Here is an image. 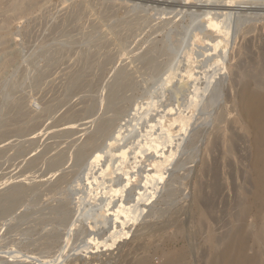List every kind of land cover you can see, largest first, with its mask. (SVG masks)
I'll list each match as a JSON object with an SVG mask.
<instances>
[{"label":"rangeland","instance_id":"obj_1","mask_svg":"<svg viewBox=\"0 0 264 264\" xmlns=\"http://www.w3.org/2000/svg\"><path fill=\"white\" fill-rule=\"evenodd\" d=\"M183 1L186 2L0 0V29L5 26L0 30V264H52L53 260H59L69 238L72 243L68 250L73 255L66 264H142L144 261L162 264L170 254L175 256L183 251L189 255L187 264H210L208 261L218 258L222 250L220 246L217 251L214 249L217 240L240 226L250 233L243 244L244 254L250 261L259 259L264 264V240L260 237L264 232L261 223L264 195L254 199L255 191L261 186L256 181L253 164L256 138L249 127L252 117L244 112L255 86L264 88L257 85L260 78L264 82V21L247 22L237 34L231 29L227 40L213 36L209 43L218 47L230 43L226 82L222 87L214 86L207 101L195 112L187 111L194 88L188 90L192 88L190 84H179L180 76L184 75L179 71L178 83L176 80L175 84L167 83L168 69L184 71L188 58L199 59L200 54H206L204 49L209 48L198 38L202 21L199 16L206 9L182 7ZM250 1L241 2L244 5L241 14L264 13L251 10L264 9L263 0H257L259 6L263 5L260 7L255 0ZM190 31L197 37L195 41L189 36ZM174 43L180 44L177 47ZM213 63L211 60L206 65ZM249 74L257 80L250 81L254 78ZM244 79L250 81L245 80L248 85L252 82L250 89L247 84V89L243 86ZM178 85L185 87L181 91ZM161 90H166L163 96ZM169 115L175 118L172 120ZM180 115L191 122V134L175 155L163 189L145 218L122 239L123 244L105 252V257L97 254L91 260L79 256L82 243L110 235L108 229L99 228L100 231L97 225L113 189L102 187L97 176L101 177L102 170L108 168L107 164L122 147L133 152L143 146L145 136L148 138L153 131L152 126L157 133L161 132L159 135L165 133L166 128L160 124L162 118L176 121H171L175 123L171 129L179 128L172 129L178 130L176 135L170 132L177 137L183 118ZM135 126L145 136L132 128ZM128 135L131 137L127 138ZM106 151L111 154L114 151L112 157ZM168 152L167 157L171 150ZM149 170L142 172L140 182L131 183L128 194H124L129 207L144 193L146 180L155 172ZM119 183L114 187L121 191L123 187H118ZM88 194L91 196L84 203ZM245 210L247 216L239 219ZM175 223L181 226V231L177 232Z\"/></svg>","mask_w":264,"mask_h":264},{"label":"bare ground","instance_id":"obj_2","mask_svg":"<svg viewBox=\"0 0 264 264\" xmlns=\"http://www.w3.org/2000/svg\"><path fill=\"white\" fill-rule=\"evenodd\" d=\"M85 1V0H84ZM167 1V0H166ZM172 1V0H171ZM174 1V0H173ZM176 1V0H175ZM179 1V0H178ZM220 1V0H219ZM223 1V0H222ZM218 2L217 0H196V1H192V0H186L183 1L185 2L184 5H181L182 7H187V8H197V9H206L204 12H202L200 14V19H202L201 21V29L199 27H196V28H199V40L201 42H203L206 47H208L209 49H204V47H202L206 54H200L199 57L201 58H188V61H187V66L185 68L184 71H180V68H175V69H172V72H171V69H168V72L169 75L167 76V83H174L176 78H177V74H179V72H182L184 73L183 76H180L181 80H180V83L179 84H182V85H191L192 88L191 89H188V90H192L194 88V90L192 91L191 95H192V98L191 101L188 103L187 105V108L186 110L187 111H193L195 112L199 106L205 102V100L207 101V97L209 96V94H211V91L213 90L214 86L218 85V84H221V86H218L219 87H222L223 84L226 82L225 81V78H226V70H227V58L229 56V44H224V45H221L220 47H218L219 45L218 44H215V43H209L211 42L214 38L213 36L215 35V39L216 38H223L224 40H227L229 39L228 36H229V32L230 30L237 34L236 31H238V29L242 28L243 24L245 25V23H249V22H256V21H260V20H263L264 21V13H252V12H248L247 14H241L240 11L242 12V7L244 6L242 3V1L244 0H241L240 2H236L235 0H225V1H228L229 3H225V2ZM238 1V0H237ZM257 2V0H255ZM94 2V1H93ZM118 2V1H117ZM152 2V1H151ZM154 2V1H153ZM156 2V0H155ZM242 2V3H241ZM249 2V0H248ZM251 3L253 2L250 1ZM255 2V4H256ZM261 2V0H260ZM83 3V1H82ZM88 3V2H87ZM100 3V2H99ZM111 3V2H110ZM115 3V2H114ZM137 3V2H136ZM158 3V2H157ZM164 3H165V0H164ZM163 3V4H164ZM172 3V2H171ZM182 3V2H181ZM254 3V2H253ZM85 4V3H83ZM90 4V3H88ZM87 4V5H88ZM117 4V3H116ZM126 4H128L126 2ZM143 4V3H141ZM140 4V5H141ZM170 4V3H169ZM193 4H195L194 6H192ZM247 4V2H246ZM259 3L257 2V5ZM137 5V4H136ZM151 5V4H150ZM166 5V4H165ZM249 5H251L249 3ZM253 5V4H252ZM256 5V6H257ZM263 5H264V0H263ZM262 3L260 4V6H263ZM107 6V5H106ZM111 6V4H110ZM118 6V5H117ZM142 6V5H141ZM149 6V5H148ZM155 6V5H154ZM158 6V5H157ZM161 6V5H160ZM178 6V5H176ZM246 6V5H245ZM248 6V5H247ZM259 6V5H258ZM259 6V7H260ZM84 7V6H82ZM87 7V6H85ZM113 7V6H112ZM120 7V6H118ZM151 7V6H150ZM181 7V8H182ZM255 7V6H254ZM34 8V7H33ZM37 8V6L35 7ZM107 8V7H105ZM159 8V7H158ZM166 8V6H165ZM174 8V7H173ZM248 8H251V7H248ZM263 8V7H262ZM92 9V8H91ZM109 9V7H108ZM124 9V8H123ZM133 9V8H132ZM139 9V7H138ZM142 9V8H141ZM149 9V7H148ZM155 9V8H154ZM153 9V10H154ZM167 9V8H166ZM175 9V8H174ZM178 9V8H177ZM245 9V8H244ZM78 10V9H77ZM81 11H83V8L80 9ZM78 10V11H80ZM93 10H95L93 8ZM106 10V9H105ZM118 10V9H117ZM121 10V9H120ZM161 10V8H160ZM165 10V9H164ZM168 10V9H167ZM166 10V11H167ZM170 10V9H169ZM184 10V9H183ZM196 10V9H195ZM246 10V9H245ZM250 10V9H249ZM252 11H261V12H264V9H251ZM103 11V10H102ZM111 11V10H110ZM141 11V10H140ZM143 11V10H142ZM156 11V10H155ZM186 11V10H185ZM189 11V10H188ZM84 12V11H83ZM89 12V11H88ZM94 12V11H93ZM115 12V11H114ZM119 12V11H118ZM134 12V11H133ZM158 12V11H157ZM165 12V11H164ZM177 12V11H176ZM181 12V11H180ZM190 12V11H189ZM195 12V11H194ZM81 13V12H80ZM90 13V12H89ZM121 13V12H120ZM137 13V12H136ZM140 13V12H139ZM147 13V12H146ZM167 14V12H165ZM187 13V12H186ZM191 13V12H190ZM197 13V12H196ZM243 13H246V12H243ZM251 13V14H250ZM79 14V13H78ZM84 14V13H83ZM82 14V15H83ZM106 14V13H104ZM177 14H180V13H177ZM94 15V14H93ZM92 15V16H93ZM112 15V14H111ZM133 15V14H132ZM157 15V14H156ZM190 15V14H189ZM101 16V15H100ZM103 16V15H102ZM113 16V15H112ZM137 16V15H136ZM136 16H134L136 18ZM154 17V15H152ZM176 16V15H175ZM79 17V16H78ZM87 17V16H86ZM98 17V16H97ZM139 17V16H138ZM151 17V16H150ZM105 18V17H104ZM140 18V17H139ZM146 18V17H145ZM173 18V17H172ZM186 18V17H185ZM134 19V18H133ZM141 19V18H140ZM152 19V17H151ZM156 19V18H154ZM190 19V18H189ZM80 20V18H79ZM92 20V19H91ZM149 20V19H148ZM170 20V19H169ZM7 21V20H6ZM10 21V20H9ZM12 21V20H11ZM101 21V20H100ZM131 20H129L130 22ZM136 21V20H135ZM102 23H104L103 21H101ZM128 22V23H129ZM138 22V21H137ZM136 22V23H137ZM153 22V21H152ZM163 22V21H162ZM168 22V20H167ZM200 22V21H198ZM4 23V21H3ZM150 23V22H149ZM161 23V22H160ZM11 24V22H10ZM98 24V23H97ZM107 24V23H106ZM131 24V23H130ZM164 24V23H163ZM173 24V23H172ZM190 24V23H189ZM252 24V23H251ZM255 24V23H254ZM253 24V25H254ZM260 24V23H259ZM8 25V23L6 24ZM179 25V24H178ZM261 25V24H260ZM106 26V25H105ZM109 26V25H108ZM138 26V25H137ZM157 26V23L156 25ZM177 26V25H176ZM183 26V25H182ZM5 27V26H4ZM2 27V28H4ZM8 27V26H7ZM162 27V26H160ZM244 27V26H243ZM251 27V26H250ZM253 27V26H252ZM1 28V29H2ZM108 28V27H107ZM165 28V27H163ZM185 28V27H184ZM189 28V26L187 27ZM0 29V30H1ZM133 29V28H132ZM162 29V28H161ZM243 29V28H242ZM253 29V28H251ZM255 29V28H254ZM6 30V28H5ZM115 30V29H113ZM131 30V29H130ZM137 30V29H136ZM158 30V29H157ZM196 30V31H197ZM173 31V29H172ZM195 31V29H194ZM195 31V32H196ZM106 32V31H105ZM186 32V31H185ZM231 32V33H232ZM247 32V31H246ZM254 32V31H253ZM154 33V31H153ZM180 33V32H179ZM187 33V32H186ZM190 33V35H189ZM188 33L189 36H191L192 38L191 39H195L197 37H195L193 35V33H191V31ZM240 33V32H239ZM244 33V32H243ZM260 33V32H259ZM115 34V33H114ZM119 34V33H118ZM234 34V33H233ZM116 35V34H115ZM246 35H248L246 33ZM174 37L176 36L177 38L180 37V35H173ZM186 36V34L184 35ZM235 36V34H234ZM261 36V35H260ZM173 37V38H174ZM188 37V36H187ZM124 38V37H123ZM172 38V39H173ZM183 37H181L180 41L182 40ZM189 38V37H188ZM122 39V38H121ZM166 39V38H165ZM170 39V38H169ZM176 39V38H175ZM187 39V38H186ZM178 40V39H177ZM197 40V39H196ZM119 41V40H118ZM122 41V40H121ZM178 41V42H180ZM183 41V40H182ZM189 41V39H188ZM195 41V40H194ZM215 42V41H214ZM118 43V42H117ZM127 43V42H126ZM125 43V44H126ZM177 43V42H176ZM174 43V44H176ZM232 43V41H231ZM180 44V43H178ZM178 44H176V46L178 47ZM182 44V42H181ZM248 44V43H247ZM250 44V43H249ZM122 45V44H121ZM124 45V44H123ZM183 45V44H182ZM194 45V44H193ZM218 45V46H217ZM175 46V45H174ZM187 46V45H186ZM185 46V47H186ZM250 46V45H249ZM255 46V45H254ZM257 46V45H256ZM126 47V46H125ZM184 47V48H185ZM205 47V48H206ZM247 47V46H246ZM251 47V46H250ZM262 47V46H261ZM152 48V47H151ZM171 48V47H169ZM200 48V47H199ZM264 48V47H263ZM150 49V48H149ZM166 49V47H165ZM179 49V48H178ZM188 49V48H187ZM249 49V48H248ZM256 49V48H255ZM259 49V48H258ZM163 51V49H161ZM174 50V49H173ZM180 50V49H179ZM178 50V51H179ZM192 50V49H190ZM202 50V51H204ZM177 51V52H178ZM234 51V50H233ZM145 52V51H144ZM189 52V51H188ZM191 52V51H190ZM189 52V53H190ZM198 52V51H197ZM196 52V53H197ZM242 52V51H241ZM245 52V51H244ZM248 52V51H246ZM260 52V51H259ZM258 52V53H259ZM146 53V52H145ZM176 53V52H175ZM195 53L194 56H197ZM238 53V52H237ZM252 53V52H251ZM254 53V52H253ZM257 53V54H258ZM182 54V53H181ZM199 54V52H198ZM233 54V53H232ZM141 55V54H140ZM160 55V54H159ZM187 55V54H186ZM193 55V54H192ZM202 55V56H201ZM237 55V54H236ZM143 56V55H142ZM145 56V55H144ZM150 56V54H149ZM166 56V55H164ZM173 56V55H172ZM232 56V55H231ZM240 56V55H239ZM243 56V55H241ZM253 56V55H252ZM170 57V56H169ZM179 57V56H178ZM184 57V56H183ZM198 57V56H197ZM258 57V56H257ZM154 58V56H153ZM156 58V57H155ZM249 58V57H248ZM247 58V59H248ZM254 58V57H253ZM152 59V58H151ZM246 59V58H245ZM156 60V59H155ZM181 60V59H180ZM201 62H200V61ZM211 60H214V63L213 64H210V65H206L208 62H210ZM232 60V59H231ZM239 60V58H238ZM148 62V60H146ZM170 61V60H169ZM208 61V62H207ZM259 61V60H258ZM262 61V60H261ZM172 62V61H171ZM170 62V63H171ZM177 62V61H176ZM207 62V63H206ZM250 62V61H249ZM254 62V61H253ZM256 62V61H255ZM161 63V62H160ZM169 63V62H167ZM182 63V62H181ZM180 63V64H181ZM237 63V62H236ZM242 63V62H241ZM258 63V62H257ZM256 63V64H257ZM264 63V62H263ZM239 64V62H238ZM243 64V63H242ZM142 65V64H141ZM151 65V64H150ZM171 65V64H170ZM176 65V64H175ZM174 65V66H175ZM202 65V66H201ZM234 65V63H233ZM237 65V64H236ZM240 65V64H239ZM244 65V64H243ZM252 65V64H251ZM259 65V64H258ZM262 65V64H261ZM260 65V66H261ZM138 66V65H137ZM143 66V65H142ZM146 66V65H145ZM165 66V64H164ZM169 66V65H168ZM245 66V65H244ZM256 66V65H255ZM149 67V66H148ZM179 67V66H178ZM249 67V66H248ZM253 67V66H252ZM256 67H259V66H256ZM138 68V67H136ZM153 68V67H151ZM156 68V67H155ZM158 68V66H157ZM161 68V67H160ZM229 68V67H228ZM233 68V67H232ZM254 68V67H253ZM264 68V67H263ZM146 69V68H145ZM235 69V68H234ZM240 69V68H239ZM247 69V67H246ZM260 69V67H259ZM133 70V69H132ZM141 70V69H140ZM139 70V71H140ZM143 70V69H142ZM141 70V71H142ZM159 70V69H158ZM167 70V69H166ZM175 70H177L176 72H174ZM230 70V69H229ZM262 70V69H261ZM137 71V70H136ZM147 71V69H146ZM162 71V70H161ZM179 71V72H178ZM196 71H199V72H196ZM232 71V69H231ZM235 71V70H234ZM255 70H253L254 72ZM258 71V69H257ZM263 71V70H262ZM133 72V71H131ZM167 72V71H166ZM243 72H244V69H243ZM252 72V73H253ZM264 72V71H263ZM135 73V72H134ZM145 73V72H144ZM180 73V74H182ZM231 73V72H230ZM238 73V72H237ZM242 73V72H241ZM247 73V72H246ZM251 73V72H250ZM251 73V74H252ZM261 73V72H259ZM258 73V74H259ZM129 74V73H128ZM143 74V73H142ZM167 74V73H166ZM249 74V75H251ZM257 74V73H256ZM262 74V73H261ZM123 75V74H122ZM146 75V74H145ZM153 75V74H152ZM165 75V74H164ZM236 75V73H235ZM241 75V74H240ZM246 75V74H245ZM247 75V76H249ZM264 75V74H263ZM121 76V75H120ZM143 76V75H142ZM160 76V75H159ZM157 75V77H159ZM162 76H163V73H162ZM166 76V75H165ZM179 76V75H178ZM244 76V75H243ZM247 76H244L247 78ZM252 76V75H251ZM253 76H254V73H253ZM252 76V77H253ZM257 76V75H256ZM154 77V76H152ZM156 77V78H157ZM242 77V76H241ZM259 77V75H258ZM133 78V76H132ZM136 78V77H134ZM155 78V77H154ZM155 78V80H156ZM162 78V77H161ZM166 78V77H165ZM179 78V79H180ZM232 78V77H231ZM236 78V77H235ZM254 78V77H253ZM263 78V77H262ZM142 79V78H141ZM150 79V78H149ZM251 79V78H249ZM261 79V78H260ZM260 79L258 80V83L257 85H259V87H264V82L263 81H260ZM126 80V79H124ZM137 80V78H136ZM152 80V79H151ZM150 80V81H151ZM162 80V79H161ZM245 80L247 81L248 79H244V82ZM253 80H257V78L255 79H252L250 81H253ZM149 81V80H148ZM174 81V82H173ZM177 83H178V80H176ZM236 81V80H235ZM249 81V80H248ZM249 81V82H250ZM162 83H164L163 81H161ZM241 82V81H240ZM247 82V83H249ZM254 82V81H253ZM151 83V82H149ZM161 83V85H162ZM176 83V82H175ZM174 83V84H175ZM205 84L203 86V88H200L199 85H202V84ZM245 82V84L243 86H245L247 84ZM252 83V82H251ZM250 83V84H251ZM166 84V83H164ZM168 84V86H169ZM170 84V85H171ZM174 87H176V85H174ZM250 84L248 85L247 84V87L249 86V89H250ZM254 84V83H253ZM167 85V84H166ZM181 85V86H182ZM233 85V84H232ZM164 86V85H162ZM172 86V87H173ZM179 86V85H178ZM177 88L182 89L185 87H182L179 86ZM237 86V84H236ZM167 87V86H165ZM171 87V86H170ZM171 87V88H172ZM189 87V86H188ZM239 87V86H238ZM256 88L254 90H252L254 93L253 98L250 100V101H246V105H245V114L249 115L250 117H252V124L250 127V129H252L255 133V136H254V139H255V156L253 159L254 162L253 164L255 163L254 168H256V170L254 169L255 171V175H256V181L259 185H261L260 187H258V189L255 191L254 193V199L257 200L259 199L260 195H264V88L262 89H259L257 86H255ZM176 88V89H177ZM190 88V87H189ZM235 88V87H234ZM246 88V86H245ZM244 88V89H245ZM187 89V88H186ZM185 89V90H186ZM243 89V90H244ZM247 89V88H246ZM248 89V90H249ZM259 89V90H257ZM187 90V91H188ZM216 90V89H215ZM162 91V90H161ZM159 91V92H161ZM164 91V92H163ZM162 91V96L163 94L165 93L166 90H163ZM175 91H178V90H175ZM217 91V90H216ZM244 91H247V90H244ZM179 92V91H178ZM214 93V92H213ZM190 94V93H189ZM246 94V93H245ZM190 95V96H191ZM243 95V94H242ZM241 96V95H240ZM249 97V96H248ZM212 98V97H211ZM154 103V102H153ZM156 103H154L153 105H155ZM207 104V103H206ZM149 105L151 104H148V107ZM152 105V106H153ZM204 105V104H202ZM157 106V105H156ZM154 109V106L151 107ZM151 108H150V111H151ZM156 108V107H155ZM152 109V110H153ZM243 109V108H242ZM149 110V109H148ZM200 110V109H199ZM155 111V110H154ZM183 111V110H182ZM181 111V113H183ZM149 112V111H148ZM147 112V113H148ZM152 112V111H151ZM175 112V111H174ZM192 112V113H193ZM168 113H171V112H168ZM167 113V114H168ZM177 113V112H175ZM173 113V114H175ZM146 114V113H145ZM166 114V113H165ZM165 114H163L165 116ZM172 114V113H171ZM194 114V113H193ZM244 114V115H245ZM149 114H147L146 117H148ZM179 115V114H177ZM162 116V115H161ZM171 117V115H169ZM176 117V114L173 115ZM172 116V117H173ZM163 117V116H162ZM161 117V118H162ZM171 117V118H172ZM174 117V118H175ZM180 117L182 118L183 116L180 115ZM192 117V116H191ZM246 117V116H245ZM145 118V117H144ZM171 118L169 119L168 117L166 118H162L161 120V123L160 122H156V123H160L162 125H164V128H166V132L162 135H159L161 132L157 133L154 129L155 127H153V123H152V132L149 133L148 135V138H147V135L145 136L146 139H145V143L143 146H141L140 148H137L138 144L141 142L140 141H137V150L135 151H129L127 150L126 148H123L120 149V152L119 154H115L113 157V152L111 154V152L109 151H106V152H109L111 155V157L113 158V163L110 164L109 162V165L107 164V167L106 169H104V171L102 170V174L100 173L101 177L97 176L98 178H100V180L98 178L97 181H99L101 184H102V187H104L105 189L108 188L109 190H111L110 188H112L113 190H111V194L109 195L108 197V202L107 204L103 207V210H102V214L100 215L99 217V223L97 225L98 229L100 228L101 230L103 229L105 231V229H108L109 232H110V235L107 237L106 235L104 236L106 239H99V240H94V239H88L87 242L85 243H82V247H80V249H78V255L81 256V257H84V258H88V259H91L94 257L97 256V254H100L101 256L105 253V252H109L111 250H113V248L115 246L119 247L121 244H123V241L122 239H124L126 236L129 235V232L131 229L135 228L136 225H138L140 222H142V220L145 218L146 214L148 213V208L150 207V205L153 203V201L155 199H157L158 197V194L161 192V190L163 189V186H164V183H165V180H166V174L170 172L171 170V167L174 163V160H175V155L180 152L186 141L188 140L189 138V135L191 134V128H189L190 125V121L188 123V117H183L187 120H183L181 121L182 119L181 118H178L180 120V134H178L177 137H174L171 132H174L172 131V129H175L174 127L171 129V127L176 123V121H172L174 118ZM177 118V117H176ZM249 118V117H247ZM143 119V118H142ZM146 119V118H145ZM192 120V119H191ZM158 121V120H157ZM175 122V123H172V122ZM153 122V121H152ZM178 122V121H177ZM208 122V121H207ZM149 123V121H148ZM172 123V124H171ZM179 123V122H178ZM137 125L140 124V122L138 121L136 123ZM135 124V125H136ZM155 124V123H154ZM179 124V125H180ZM220 124V123H219ZM130 126V125H129ZM128 126V127H129ZM134 126V125H133ZM149 126V125H148ZM156 127H159V125L157 126V124L155 125ZM175 126V125H174ZM131 127V126H130ZM129 127V128H130ZM163 127V126H162ZM136 130L137 128V132L138 134L140 133L139 132V129L137 126L135 127H132ZM149 128V127H148ZM178 128V127H177ZM128 129V128H127ZM151 129L148 131L150 132ZM171 129V130H170ZM179 129V128H178ZM66 130H69V129H66ZM72 130V128H71ZM164 130V129H163ZM219 130V129H218ZM128 131H132L131 129H128ZM157 131H160L157 130ZM165 131V130H164ZM171 131V132H170ZM178 131V130H177ZM175 131V132H177ZM135 132V131H134ZM174 132V133H175ZM124 133V132H123ZM128 133V132H127ZM133 132H131L132 134ZM136 133V132H135ZM142 133V132H141ZM141 133L139 135H141ZM125 134V133H124ZM146 134V133H145ZM219 134V133H218ZM123 135V134H122ZM127 135V134H126ZM126 135H125V139H126ZM130 135V133H129ZM127 138H130L131 136H129ZM134 135V133L132 134ZM141 135V136H142ZM176 135V133H175ZM173 136V137H172ZM121 137V136H120ZM123 138V140H124ZM140 138V137H138ZM144 138V137H143ZM220 138V137H219ZM122 140V138H120ZM139 140V139H138ZM143 140V139H142ZM221 140V139H220ZM216 142V141H215ZM214 142V143H215ZM143 143V142H142ZM127 146V145H126ZM134 147V146H133ZM111 148V147H110ZM109 148V149H110ZM129 149V148H128ZM132 148H130L131 150ZM168 149L171 150V154L170 156L167 157V152H168ZM108 150V149H107ZM111 150V149H110ZM133 150V149H132ZM105 152V153H106ZM109 153H107L109 155ZM169 153V152H168ZM105 154V155H107ZM104 155V156H105ZM100 157V156H99ZM110 157V159H111ZM105 166V165H104ZM163 167V169L161 170V168ZM160 168V170H159ZM219 168V167H218ZM155 170L154 174L152 176H149V178L146 180V186L144 187V193L142 195H139V198H137V200L135 201V204L133 203L132 205H130L131 207H129L128 205V201L126 200L127 199V195H124L126 192L129 191V186L131 185V183H139L138 180L140 177H142L140 174L142 172H147L148 170ZM98 170V169H97ZM149 170V172H150ZM98 172H101V171H98ZM146 175V174H145ZM149 175V174H148ZM147 175V177H148ZM143 178V177H142ZM219 178V177H218ZM141 180V179H140ZM121 182V184L119 183ZM118 187H120V185L123 187V189H121V191H123V193H121L120 188H116L115 189V185L118 184ZM135 185V184H133ZM219 186V185H217ZM132 187V185H131ZM203 188V187H202ZM201 188V189H202ZM217 188V187H216ZM221 188V186H220ZM219 190V188H217ZM222 189V188H221ZM203 190V189H202ZM103 191V190H102ZM131 191V190H130ZM143 191V190H142ZM110 192V191H109ZM113 192V193H112ZM201 193V191H200ZM217 193V191H216ZM123 194V195H121ZM128 194V193H126ZM202 194V193H201ZM91 195L88 194V197L85 199V202H88L89 198H90ZM125 196V197H124ZM129 196V195H128ZM123 198H125V201ZM202 200V199H201ZM201 200H198L201 202ZM134 202V201H133ZM205 202V201H204ZM198 204H200L199 202H197ZM196 203V204H197ZM201 205V204H200ZM198 205V206H200ZM83 207H85V204H83ZM201 208V206H200ZM82 209V207H81ZM198 209V208H197ZM84 210V209H83ZM198 213H199V209L197 210ZM246 211V212H245ZM243 211L242 213V216L240 214V216L237 214V217L241 220H244V218L247 216V212L248 210H245ZM80 213V212H79ZM78 213V214H79ZM201 213V212H200ZM202 214V213H201ZM249 214V213H248ZM81 214H79L80 216ZM82 216V215H81ZM192 215L190 214V217ZM189 217V216H188ZM236 218V219H238ZM80 219V218H78ZM78 221V220H77ZM177 222V221H176ZM179 222V221H178ZM194 222V221H193ZM239 222V220H238ZM243 222V221H242ZM191 223V221H190ZM196 223V222H195ZM262 225L264 227V216L262 218ZM74 224V223H73ZM177 223H175L174 227L177 228V232H179L178 230L181 229V226H177L176 225ZM184 224V223H183ZM241 224V223H240ZM76 225V224H75ZM181 225V224H179ZM244 225V224H243ZM239 226V225H238ZM77 227V225H76ZM171 227V226H170ZM168 227V228H170ZM184 228V227H183ZM188 228V227H187ZM195 228V227H194ZM199 228V227H198ZM99 229V230H100ZM189 229V228H188ZM190 229H191V226H190ZM74 230V229H72ZM100 230V231H101ZM129 230V231H127ZM185 230V229H184ZM99 231V233H100ZM181 231V230H180ZM183 231V230H182ZM176 232V231H175ZM184 232V231H183ZM200 232V231H198ZM103 234V231L101 232ZM181 233V232H180ZM179 233V235H180ZM192 233V232H190ZM197 233V232H196ZM247 233H245V228L243 227H236V229L230 231L227 233V235H225L223 238L221 239H218L217 242L215 244H217V246L214 248L218 249V247H222V250H221V253L218 254V258H214V259H211L210 261H208V263L210 264H260V260L259 259H255V260H249L247 258V256L244 254V248H243V244L246 240V236H247ZM109 234V233H107ZM184 234V233H183ZM186 234V232H185ZM250 234V233H248ZM73 235V234H72ZM95 235V234H94ZM191 235V234H190ZM198 236V235H197ZM248 237V236H247ZM261 239L264 240V232H262L261 234ZM69 238V236H68ZM189 238V237H188ZM190 238H193V234H192V237ZM98 239V238H97ZM128 239V238H127ZM126 239V240H127ZM125 240V239H124ZM225 241L224 244L223 241ZM192 239H191V243H192ZM70 238L68 239V242H66L67 244H65L63 247H65L63 250V253L62 255H60V258L59 260H53V261H50V262H53L52 264H58L59 261H62L63 264H66L68 262V260H70V257L73 255L72 253L70 254V251L68 250L69 246H70ZM189 242V241H188ZM187 242V243H188ZM72 243V242H71ZM192 244H195V243H192ZM214 244V243H213ZM73 245V244H72ZM223 245V246H222ZM188 246V244H187ZM194 246V245H193ZM71 248V247H70ZM188 248V247H187ZM115 249V248H114ZM117 249V248H116ZM189 249V248H188ZM192 249V248H190ZM77 250V249H76ZM194 250V249H192ZM189 251V250H187ZM219 251V250H218ZM72 252V251H71ZM77 252V251H76ZM60 253V254H61ZM15 254V253H14ZM13 254V255H14ZM17 254V253H16ZM77 253H74L75 257ZM107 254V253H105ZM112 254V253H111ZM164 254V253H163ZM170 254V253H169ZM168 254V255H169ZM11 256V259H12V254H10ZM96 255V256H95ZM171 256H168V258H166V256L164 257V261H162L163 263L162 264H187V253L186 251L183 253H180L178 255H173L170 254ZM16 257V255H14ZM104 256V255H103ZM107 256V255H106ZM110 256V255H109ZM164 256V255H163ZM217 256V255H216ZM215 256V257H216ZM15 257L14 260H15ZM105 257V256H104ZM160 257V256H159ZM99 258V257H98ZM10 259V260H11ZM17 260V259H16ZM87 260V259H86ZM90 260V261H91ZM160 260V258H159ZM88 261V260H87ZM111 261V260H110ZM95 262H96V259H95ZM49 263V262H48ZM46 262V264H48ZM43 264V263H42ZM51 264V263H49ZM59 264H62V263H59ZM142 264H146V262L144 261Z\"/></svg>","mask_w":264,"mask_h":264}]
</instances>
